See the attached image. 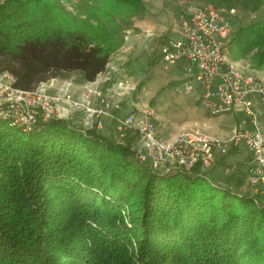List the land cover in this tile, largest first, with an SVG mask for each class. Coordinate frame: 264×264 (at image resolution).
Masks as SVG:
<instances>
[{
  "label": "trees",
  "instance_id": "trees-1",
  "mask_svg": "<svg viewBox=\"0 0 264 264\" xmlns=\"http://www.w3.org/2000/svg\"><path fill=\"white\" fill-rule=\"evenodd\" d=\"M71 1L0 2V71L17 87L74 71L95 81L125 42L122 20L146 9L79 0L72 11ZM201 2L264 10V0ZM229 51L264 70V11L233 30ZM136 137L0 119V264H264V207L205 174L154 172L137 160Z\"/></svg>",
  "mask_w": 264,
  "mask_h": 264
},
{
  "label": "built area",
  "instance_id": "built-area-1",
  "mask_svg": "<svg viewBox=\"0 0 264 264\" xmlns=\"http://www.w3.org/2000/svg\"><path fill=\"white\" fill-rule=\"evenodd\" d=\"M188 2L187 16L180 25L181 37L160 47L162 63L171 67L186 62L190 81L181 89L192 92L199 88V99L212 116L246 112L248 118L239 120L226 137L190 126L167 139L161 135L160 122L137 120L131 114L119 122L117 133L121 137L127 129L136 133L132 144L136 158L159 174L181 171L207 175L231 145L243 142L251 153L243 194L264 207V70L254 68L249 58H241L248 60L244 64L229 54L237 8ZM16 80L12 72L0 71V119L25 131H32L39 120L63 118L72 105L79 104L71 92L50 93L51 80L31 90L17 87ZM122 85L120 82L117 86ZM98 96V104L91 109L97 117L96 126L102 128L103 118L121 110L122 104L120 98L104 92H98Z\"/></svg>",
  "mask_w": 264,
  "mask_h": 264
},
{
  "label": "rangeland",
  "instance_id": "rangeland-1",
  "mask_svg": "<svg viewBox=\"0 0 264 264\" xmlns=\"http://www.w3.org/2000/svg\"><path fill=\"white\" fill-rule=\"evenodd\" d=\"M3 0H0L2 2ZM79 0H72L71 2H64L69 10L76 11V4ZM189 0H145V11L136 14L133 17H130L129 22L126 20H122V24L127 28L125 31V36L127 31L130 29L132 32H139L143 30L141 27H147L151 22H158L162 24V27L165 26L169 29L171 27L180 30V25L182 21L186 17L187 7L186 3ZM201 1V0H195ZM238 7V6H237ZM239 16H236L233 20V30H236L238 27L243 26L248 23L249 20H254L258 18L261 13L264 11L262 8L259 10H251L250 8H245L243 4L239 5ZM139 23L142 24L139 27L134 24ZM161 27V28H162ZM143 32V31H142ZM167 40H162V42L157 43L158 46L155 47V61L160 64L161 54L160 47L166 43ZM230 54V51H229ZM232 57V55L230 54ZM134 57H125L122 48L118 49L110 56V61L106 67V70L100 73L98 77L102 78L103 86L107 85V81L110 83L107 85L108 88L118 85L120 82L123 85L120 87V90H125L124 96H121V110L112 111L113 115H122L124 118L131 114H135V108L133 109V103L138 100V95L141 91V88L144 85V81H135L136 84L131 80V74L134 66ZM233 58V57H232ZM240 61L244 64H248V60ZM162 65H164L162 63ZM130 76V77H129ZM57 78V77H55ZM55 78L49 79L44 82H48ZM61 79V85L58 87H54L53 84L48 90L50 93H62L64 91L71 92L74 94L76 100L79 101V104L75 106H71L69 113L63 115L64 119L71 121L73 125L78 128H88L97 123V117L92 112V107H95L98 104L99 96L98 92H104L102 90L103 86L97 90L96 93H91L89 90L83 91H73L70 87L68 88L67 80L73 81L77 84H85L88 83L86 81H81L80 74L77 71L67 73L63 77H58ZM133 79V78H132ZM130 80V81H129ZM67 84V85H66ZM140 84V87L138 85ZM173 85V84H172ZM176 87V85H174ZM173 86V87H174ZM196 88V87H195ZM96 91V90H95ZM105 93V92H104ZM118 93V92H117ZM117 93H114L116 97ZM111 96V95H110ZM90 101V102H88ZM154 105V100L151 102V105H147V108ZM132 107V108H131ZM131 108V109H130ZM225 114V113H224ZM233 118L234 126L238 123L239 120L243 118H248L246 112H237L234 113ZM106 116L103 118V126L99 128L106 135L113 138H122L119 133H117V126L119 121L113 122L115 119L114 116ZM223 115V114H222ZM216 117V116H214ZM153 120L158 121L157 119L152 118ZM159 122V121H158ZM97 125V124H96ZM233 126V127H234ZM137 138V137H136ZM134 142V141H133ZM243 147V148H242ZM138 160V159H137ZM251 160V153L246 145L241 142L239 145H231L228 150V153L221 156L217 162V164L209 170L206 174L207 176L216 184L230 187L232 190L244 193L245 189H243L245 184V178L248 171L249 163ZM139 161V160H138ZM137 161V162H138ZM245 188V187H244Z\"/></svg>",
  "mask_w": 264,
  "mask_h": 264
},
{
  "label": "crops",
  "instance_id": "crops-1",
  "mask_svg": "<svg viewBox=\"0 0 264 264\" xmlns=\"http://www.w3.org/2000/svg\"><path fill=\"white\" fill-rule=\"evenodd\" d=\"M134 25L139 27L142 24L136 23ZM161 27L162 24L155 21L147 27H141L143 30L139 32H132L129 29L121 47L125 57H134L135 61L131 74L133 83L136 84L135 81L137 80L144 81L138 100L132 104L133 109L136 110L134 115L137 120L147 121L154 117L162 125L161 135L167 139L174 138L179 130L190 126H199L210 133H218L224 137L230 135L235 121L231 114L214 117L202 105L199 99V88H195L192 92L181 89L186 81H190L184 67L186 62L182 61L175 66L165 67L162 63L159 64L157 60L155 61L157 43L162 42V40L169 41L181 37L180 30L174 27L171 29L165 26ZM61 82L62 80L58 77L50 81L54 87L60 86ZM65 82L69 83L66 84L68 88L70 87L76 92L84 89L99 90L103 86L100 77L82 85L70 80ZM108 87L104 89L103 86L102 88L108 95L115 96L114 93L118 92L116 97L121 98L126 93L125 90H120L117 85ZM153 100L152 108H147V105H151ZM114 118L113 122L116 119L119 122L125 120L124 116L120 114L114 115Z\"/></svg>",
  "mask_w": 264,
  "mask_h": 264
}]
</instances>
